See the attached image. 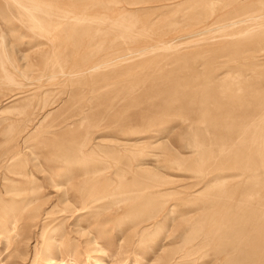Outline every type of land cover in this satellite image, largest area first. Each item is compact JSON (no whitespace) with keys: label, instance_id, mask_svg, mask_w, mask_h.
I'll return each mask as SVG.
<instances>
[{"label":"rangeland","instance_id":"rangeland-1","mask_svg":"<svg viewBox=\"0 0 264 264\" xmlns=\"http://www.w3.org/2000/svg\"><path fill=\"white\" fill-rule=\"evenodd\" d=\"M165 83L197 91L199 117L149 122ZM253 123L264 126V0H0V264H214L211 247L184 243L205 237L186 233L199 201L222 191L221 211L197 214L223 218L255 192L239 207L264 235V183L226 166ZM225 133L229 151L198 144ZM141 163L200 195H176L168 218V204L141 212L117 194L85 207L109 192L82 172L145 174ZM142 219L158 225L139 231Z\"/></svg>","mask_w":264,"mask_h":264},{"label":"bare ground","instance_id":"bare-ground-1","mask_svg":"<svg viewBox=\"0 0 264 264\" xmlns=\"http://www.w3.org/2000/svg\"><path fill=\"white\" fill-rule=\"evenodd\" d=\"M162 46L170 47L166 44H162ZM153 88L158 90L160 94L163 93V96L161 99L162 101L155 103L156 106L154 105L155 106L154 116H152L148 120L149 122H155L161 120V122L169 123V122H174V120H176L177 118H180L181 120L184 119L186 120V118L199 117V113L201 111L193 110L194 108L193 106L199 99V96H196L197 91L190 90L189 93H187V90L180 92L179 91L172 92L171 86L166 83L163 85L162 84L155 85L153 86ZM147 100L149 102L151 99L147 98ZM101 117L103 119L106 116H101ZM100 125H102V123H98V126ZM166 128L172 129V125H167L165 127L163 126L161 129L155 131H162L163 129ZM145 131H148V127L147 129H145ZM153 135L154 134H149L148 136L145 137H151ZM230 135L225 133L218 136L216 143L213 145L208 144V141H201V142L199 141L198 144H202V143L206 144L207 153H214L219 147H222L223 150H227L226 148H228L227 151H229L230 145L225 142L224 137ZM237 137L238 138H236V142H238L240 145V148L238 150L243 154L242 156H240V160L238 163L228 162V164L226 165L227 168L235 169L237 171L233 174V176H244V177L246 176L247 178L251 179L252 186L255 184L256 185L263 184L264 183V143L263 145H261L259 139L260 138L264 139V126H260V125L258 126V124L255 125L254 123L251 125L243 124L241 126L240 132L238 133ZM139 138L136 137L133 139H129L127 141L138 143L140 141ZM139 166L142 169L141 173H145V174L135 175L136 173L134 172H129L127 174L124 172L121 173L115 172L112 173V175H109L103 169H96V168L91 169L90 171L87 172H82L81 174L87 176L89 175L95 176L94 182L91 181L89 182V184L91 183L93 185L99 184L100 187L102 185L103 189L109 192L108 194L106 192V194L97 196L95 198L93 197L92 199L90 198L91 200L88 198L90 202H88V204L85 207L89 206L88 208L91 209L98 204L100 205L106 204L107 202H109V201H105L107 197L110 198L112 194L115 195L117 194V195H123L124 199L122 200L130 202V206H129L130 208L128 209L140 210L141 212L148 211L147 208L152 209L158 206H163L164 204L165 205L168 204L170 208L167 214L165 215V217L168 218L175 212L176 200L174 199H176V195L185 193L183 199L188 200V198L192 199L193 197H195L197 194L200 193L199 190L185 192L183 188L176 189L175 180L172 177L168 175L165 176L156 171H151V168L147 167L148 165H146V163H141ZM72 179L73 176L71 177L69 175L68 180L70 181ZM60 185H61L60 183H56L54 186L58 187ZM246 193L247 194H245L243 200L238 202L239 206L244 207L245 205H247V203H251L252 201L251 198L253 197V194H255V192L247 191ZM221 194L222 191H218L216 201L211 200L210 197H208V199L204 201L205 204H201V201H199L196 209L194 210L195 211L194 215L197 218V222L191 225L190 227L186 228V233L189 234L195 231L206 232V234L204 235L205 237L202 240H200L201 242L199 243V246L194 247V245L196 244L195 241L197 239L192 236L190 237L188 236V238H186L184 243L191 244L189 250L192 252L194 250H197L198 248L207 247V246L209 248L211 247L207 252H204L203 258H207L211 261L213 260L214 264L218 260L220 261L226 260L227 264H264V235L260 233L259 222L258 220H256L257 215L253 206H251L253 208V210L250 211L251 213H247V214L246 212L244 213L239 206H237L234 209H229L228 211H226V214L224 216H219L223 218H217L214 215L212 216L211 211L205 215L197 214L198 210L202 209L203 207H207L211 209L215 206H218L215 207V209L213 210L216 212L221 211L222 207L226 205V203L228 202L220 196ZM125 211H127V208ZM249 214L252 215L250 216ZM66 219L67 218L64 217L62 220H60L59 226L53 229V231L55 232L54 234H56V232L59 229L65 228L64 220ZM156 223L157 222L151 221L150 219H142L136 224L138 226L139 231L146 232L148 229L152 227H157L158 223L157 224ZM165 223L166 225L167 224L169 225L168 220H165ZM210 224H212L211 225L212 228L208 230L207 226H210ZM205 227H207V231L205 230L206 229ZM124 230H122V232ZM126 230L125 232L127 234ZM200 238L201 237H199V239ZM50 247L51 245L49 246L47 245L46 249ZM187 255H191V253H187ZM159 257L160 256H158V258L156 259L157 261H155V263L159 262ZM160 258L162 259L163 257ZM74 260L79 264L80 263L88 264L78 259H74ZM202 260L205 261L206 259H202ZM137 263H139L138 259L135 261V264Z\"/></svg>","mask_w":264,"mask_h":264}]
</instances>
